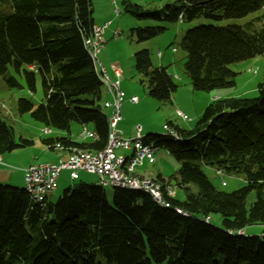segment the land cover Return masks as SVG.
<instances>
[{
  "label": "trees",
  "instance_id": "trees-1",
  "mask_svg": "<svg viewBox=\"0 0 264 264\" xmlns=\"http://www.w3.org/2000/svg\"><path fill=\"white\" fill-rule=\"evenodd\" d=\"M92 4L0 0V79L9 89L25 86L31 92L38 79L41 83V103L18 99V112L29 113L45 130L69 135L75 122L92 125L98 135L79 143L64 136L42 140L52 151L56 144L65 153L75 147L100 151L107 143L103 85L85 46L96 25ZM124 5L138 20L176 24L244 18L262 10L264 0H175L151 12ZM164 31L147 27L132 33L145 42ZM180 46L195 92L234 88L236 74L228 66L263 59L255 98L212 100L190 130L169 124L180 138L171 154L179 165L175 183L184 199L168 196L171 185L160 176L154 180L168 207L145 192L123 188H113L110 204L101 185L85 183L66 189L56 202L48 197L34 203L25 188L0 185V264H264V12L243 27L193 28ZM134 63L149 96L170 101L177 85L167 68L153 67L148 50L136 52ZM182 142L186 148L178 146ZM144 143L158 149L160 137L145 136ZM31 144L17 142L0 117V156ZM206 168L221 177H241L245 186L221 191L209 181ZM212 215L220 217V225L212 223ZM255 225L263 227L258 235L245 232Z\"/></svg>",
  "mask_w": 264,
  "mask_h": 264
},
{
  "label": "rangeland",
  "instance_id": "rangeland-1",
  "mask_svg": "<svg viewBox=\"0 0 264 264\" xmlns=\"http://www.w3.org/2000/svg\"><path fill=\"white\" fill-rule=\"evenodd\" d=\"M91 1L93 3L94 20L98 21L110 16L106 20L112 23L104 29L103 38L105 45L100 50L97 60L103 63V59L104 61L114 59L116 65H118L117 67H120L123 73L120 78V89L126 96L131 97L134 95L139 100V103L135 106L128 105L125 102L122 104V121L117 125V129L119 131L130 132L131 137L135 138L137 135L136 126H140L141 136L145 137L150 134L160 137V147L154 154V164L149 165L147 162H144L140 168L136 169L135 174L152 179H157L160 176L169 182L175 192V197L178 200H183L184 195L175 183L179 165L171 154V149L177 145L164 136L166 133L163 130V126L167 123L173 125L182 124L181 120L176 117V111L179 108L192 120L188 124L194 127L201 116L198 114L200 108L197 105L205 101L202 97L198 96L210 98L215 93H221L223 98H255L257 96V85L263 80V59L261 56H257L253 59L229 65V70L236 74L234 88L214 90L209 93H194L189 78L184 72L186 53L180 46L182 38L187 31L202 25L214 27L234 25L243 27L259 17L264 12V8L240 19H226L216 22L198 18L192 22L168 24L164 21L138 20L125 10L124 4L125 2H129L140 7L144 12H151L163 10L165 5L173 4L175 0H116V5H113L110 0ZM116 7L120 12L118 16L115 14ZM259 25L260 22H258V27ZM147 27H162L165 28V31L161 35L148 41L138 42L132 30ZM115 32L119 33V38L113 36ZM173 48L176 49V53L172 54ZM140 50L149 51L153 67H157L158 64L162 63L164 67L173 69V72L179 76L180 80H174V83L177 85L176 91L178 90L176 93V102L179 106L175 104L176 102H160L149 96L147 83H140L142 77L136 72L134 66V54ZM158 52H161L163 56L162 60L157 57ZM103 91L106 92L104 88ZM193 93L194 95L191 97ZM21 98L27 99L35 105L41 103L42 92L40 80H37L36 91L31 92L25 86L21 89H9L0 79V117L13 129L17 142L20 139L32 142L30 146L18 148L1 156L0 185L18 189L25 188L24 171L30 165H55L60 159L63 161L66 160L61 157L59 151H52L45 146L42 140L64 136L78 141V134L82 131V127L78 123L73 122L70 126L69 135L55 130L46 133L44 127L32 119L29 113L20 114L18 112L17 101ZM103 111L109 113L105 108H103ZM178 146L180 148H186L187 145L185 142H182ZM121 153L124 152H118V154ZM126 155H130V152H126ZM204 173L217 189L226 193L234 192L245 186V182L241 177L233 175H222L221 177L216 174V171L209 168L204 169ZM222 182L225 183L224 186H222ZM79 183L100 186L96 175L80 172L79 180L72 181L70 179V172L63 170L60 173V178L57 183L58 188L50 194V200L56 202L66 189L73 188ZM102 187L106 193L108 202L111 204L113 188L110 185ZM211 221L215 225H220V217L218 215H212ZM262 229V226L255 225L247 227L245 232L249 235H258Z\"/></svg>",
  "mask_w": 264,
  "mask_h": 264
},
{
  "label": "built area",
  "instance_id": "built-area-1",
  "mask_svg": "<svg viewBox=\"0 0 264 264\" xmlns=\"http://www.w3.org/2000/svg\"><path fill=\"white\" fill-rule=\"evenodd\" d=\"M110 1L113 5H116V0ZM119 13V9L116 7V16H118ZM109 25L110 23L107 22L103 24V26H94L92 38L85 43L90 47L93 53L96 73L99 75L100 79H105V81H107V92L112 96V101H108V106H111V115H109L108 118L112 120L113 127L112 152L108 155H104L102 158L90 161L69 162L62 160L55 165L44 164L43 166L30 165L27 167L24 171L25 186L33 187L37 193L45 197H49V195L56 190L58 178L63 170L70 172L71 180H77L79 178V173L85 172L87 174L96 175L99 182H103L111 187H118L120 185L135 186L133 183H128L127 175L119 170V158L122 153L118 154V152H123L127 147V138L117 129L118 123L122 120L120 107L126 98L124 92L120 89V70L112 68L113 76H110L108 73L104 72V69L99 64H97V54L105 43L103 38L104 29ZM114 37L119 38V33L115 32ZM173 51H175V49H173ZM128 101L132 105L138 103L134 97H130ZM179 116L184 122L190 121V118L181 111H179ZM136 131L138 135L141 133V128L137 126ZM81 135H84V131L81 132ZM138 146L139 154L137 155L136 163H141V158H149L150 165L154 164V154L157 149H146V146H142V144H138ZM217 174L221 175L220 172H217ZM159 200L161 201V198H159Z\"/></svg>",
  "mask_w": 264,
  "mask_h": 264
},
{
  "label": "bare ground",
  "instance_id": "bare-ground-1",
  "mask_svg": "<svg viewBox=\"0 0 264 264\" xmlns=\"http://www.w3.org/2000/svg\"><path fill=\"white\" fill-rule=\"evenodd\" d=\"M120 37V36H119ZM85 46L90 49V47L85 43ZM90 55L93 59V53L90 49ZM162 54L159 52L158 57L160 58ZM94 62V59H93ZM95 65V70H96V64ZM98 75V74H97ZM99 76V75H98ZM120 76H121V71H120ZM100 79V78H99ZM103 88L107 92V81L105 79H100ZM108 93V92H107ZM136 101L138 102V98L134 97ZM103 108L105 109H110L111 111V106H108V101H105L102 104ZM111 115V114H110ZM176 116L183 121L180 116H179V110L176 111ZM189 118V117H188ZM184 122V121H183ZM108 124H109V134H108V139L105 147L100 150V151H86L80 148H68L67 150V159L66 161L69 162H80V161H90V160H95L102 158L104 155H108L109 153L112 152L113 148V127H112V120L108 118ZM163 130L165 131V137L168 138L172 142H178L180 141L176 131L169 125L165 124L163 126ZM46 133H49V130H45ZM84 131V135H81V132ZM82 131L79 134V139L81 141L84 140H97L98 135L93 131V130H87L86 128H83ZM138 144H142V146H146V149H154L153 144H145L144 143V137L141 136V133L136 135L135 138H127L126 139V149L123 151L122 155H120L119 158V170L122 171L125 175H127V182L128 183H133L135 186H129V185H120L118 187H112V188H123V189H129V190H139L142 192H145L151 196V198L157 202L163 205L164 207H168V204L165 203L162 199L161 201L159 198H161V190H160V185L152 178H147V177H141L137 174H135V171L137 168H140L144 162H147L150 165V159L149 158H141V163H136L137 162V155L139 154V146ZM55 151H63V148L56 144L54 146ZM126 152H130V155H126ZM62 160H59L61 162ZM2 162L1 156H0V163ZM135 163V164H132ZM44 164H36V166H43ZM101 186H105L106 184L103 182H99ZM222 185L224 186V182H222ZM154 192H152V191ZM25 191L29 195L31 201L34 203H43L45 199L48 197L43 196L40 193H37L33 187H27L25 186ZM167 194L170 197H173L175 192L172 190L171 187L166 188ZM156 195V196H155ZM177 212H180L177 210Z\"/></svg>",
  "mask_w": 264,
  "mask_h": 264
},
{
  "label": "crops",
  "instance_id": "crops-1",
  "mask_svg": "<svg viewBox=\"0 0 264 264\" xmlns=\"http://www.w3.org/2000/svg\"><path fill=\"white\" fill-rule=\"evenodd\" d=\"M109 17L110 16H107V17H105L104 19H102V20H98V21H95V24L97 25V26H101L102 24H105V23H107V22H109L108 20H106V19H109ZM112 23L110 22V25H111ZM109 25V26H110ZM113 36H114V34H113ZM105 41V40H104ZM105 45V44H104ZM104 45H103V47H104ZM102 47V48H103ZM101 48V49H102ZM100 49V50H101ZM173 49H175V48H173ZM173 49H172V54L173 53H176V49H175V51H173ZM100 50H99V52H98V54L100 53ZM159 53V52H158ZM158 53H157V57H158ZM161 53V52H160ZM98 54H97V56H98ZM162 57L163 56H161L159 59L160 60H162ZM97 64H99L103 69H104V72H106V73H108L110 76H113L112 75V68H116V69H119L120 71H121V77H122V70L120 69V67H117L118 65H116V61L114 60V59H110V60H105L104 61V59H103V63L99 60H97ZM157 67H164L163 66V64L162 63H160V64H158L157 65ZM164 68H167V71H168V73L173 77V80H180V78H179V76L175 73V72H173V69H168V67H164ZM120 86H121V83H120ZM178 91V90H177ZM177 91L172 95V97H171V100L170 101H172L173 103H175L176 102V100H177ZM194 93H201V92H195L194 91ZM194 93L192 94V96L191 97H193V95H194ZM126 96V95H125ZM131 97H136V96H134V95H132ZM198 97H202L205 101H204V103H200L199 105H197V106H199V115H202V113H203V109L204 108H206L207 107V105L212 101V100H215V99H218V98H223V96H222V94L221 93H215V94H213L212 95V97H210V98H208V97H204V96H198ZM129 98L130 97H128V96H126V99H125V103H127L128 105H131V106H135V105H132V104H130V102L128 101L129 100ZM102 100H103V102H102V104L105 102V101H112V96L110 95V94H108L107 92H105V91H103V98H102ZM123 102V103H124ZM122 103V104H123ZM138 103H139V100H138ZM137 103V104H138ZM136 104V105H137ZM177 106H179V104L176 102L175 103ZM103 107V106H102ZM121 107H122V105H121ZM121 107H120V115H121ZM108 111H109V113H105L107 116H109L110 114H111V111H110V109H107ZM177 110H179V111H181V112H183L181 109H179V108H177ZM184 113V112H183ZM177 117V116H176ZM122 118V117H121ZM122 121V120H121ZM120 121V122H121ZM192 120L190 119V121L189 122H183V121H181L182 122V124H180V125H178V124H176V125H173V124H171V123H167V124H170V125H172L173 127H178V128H181V129H186V130H190V129H192L193 127H191L190 126V124H188V123H190ZM119 122V123H120ZM118 123V124H119ZM179 123V122H178ZM78 125L79 126H81L82 127V129L83 128H86L87 130H93V127H92V125H82V124H80V123H78ZM137 127V126H136ZM138 127H140V126H138ZM141 128V127H140ZM121 131V133H122V135L124 136V137H126V138H133V137H131V133L130 132H127V131H123V130H120ZM147 134V133H146ZM150 135V134H149ZM146 136H148V135H146ZM78 139H79V134H78ZM71 141H74V142H80V139L78 140V141H76V140H72V139H70ZM174 148V147H173ZM60 155H61V157L62 158H65V159H67V156H68V154L67 153H65V152H60ZM60 160H62V159H60ZM141 177H146V176H141ZM59 178H60V176H59ZM59 178H58V180H59ZM148 178V177H147ZM58 183V182H57ZM57 188H58V185H57Z\"/></svg>",
  "mask_w": 264,
  "mask_h": 264
}]
</instances>
